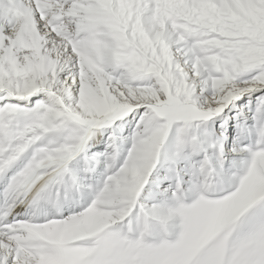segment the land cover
Returning a JSON list of instances; mask_svg holds the SVG:
<instances>
[{"label": "snow or ice", "instance_id": "6c2138e0", "mask_svg": "<svg viewBox=\"0 0 264 264\" xmlns=\"http://www.w3.org/2000/svg\"><path fill=\"white\" fill-rule=\"evenodd\" d=\"M0 264H264V0H0Z\"/></svg>", "mask_w": 264, "mask_h": 264}]
</instances>
